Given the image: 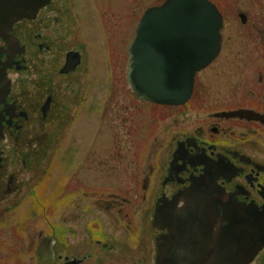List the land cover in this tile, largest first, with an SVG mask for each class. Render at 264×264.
<instances>
[{
    "label": "flooded vegetation",
    "instance_id": "af4514ba",
    "mask_svg": "<svg viewBox=\"0 0 264 264\" xmlns=\"http://www.w3.org/2000/svg\"><path fill=\"white\" fill-rule=\"evenodd\" d=\"M105 5L101 0H51L34 19L16 23L10 32L0 30V69L10 84L7 101L0 105V205L24 195V173L48 157L52 130L67 118L70 107L79 108L75 115L86 109L87 117L96 115L103 125L106 58L112 85L128 82L129 49L137 27H131L132 19L123 24L132 28L133 37L121 50L110 38ZM222 14L225 29L228 21ZM245 16L242 29L256 31L260 41L257 88L236 91L229 102L227 93L198 91L197 77L194 101L206 116L178 130L168 158L159 169L151 168L141 185L135 181V194H113L110 202L91 205L113 213V230L104 225L101 212L93 219L69 221L60 231L50 221L53 242L39 251V264H157L159 246L169 235L168 228L156 224L157 211L175 203L178 195L175 206H189L191 189L195 206L264 210V149L251 140L264 129V8L255 19ZM225 45L223 34L221 53L210 67L221 59ZM109 93L114 98L118 91ZM207 98L211 106H206ZM75 174L63 190L51 194V206H87L91 186L87 176L84 181ZM91 188L93 195L101 194L100 183ZM78 222L81 228L74 227ZM251 264H264V249Z\"/></svg>",
    "mask_w": 264,
    "mask_h": 264
},
{
    "label": "rangeland",
    "instance_id": "374dc122",
    "mask_svg": "<svg viewBox=\"0 0 264 264\" xmlns=\"http://www.w3.org/2000/svg\"><path fill=\"white\" fill-rule=\"evenodd\" d=\"M101 1L106 4L105 10L108 12L105 19L112 24L110 38L122 50L133 37V23L137 27L147 9L159 6L166 0ZM214 1L228 21L223 30L226 45L221 59L198 76L197 88L198 91L208 92L209 96L216 92L227 93L226 100L232 102L236 91L257 88L258 73L261 70L258 63H255L261 54L257 32L251 28L242 29L238 15L245 13L255 19L264 8V0ZM129 19H132V28L123 26ZM246 58L254 61L246 64L243 62ZM107 61L106 58L103 125L99 124V120L96 121V115L88 114L87 117L86 109L75 115L79 108L76 105L70 107L67 118L52 130V140L47 143L48 157L40 162L36 170L30 169L24 173V197L19 196L21 199L15 198L0 205V264H39V251L53 242L52 229L48 224L50 221L57 224L58 230H62L69 221L93 219L102 213L104 225L112 231L110 225L114 219L113 213L107 214L91 205L108 203L111 200H107L113 194H135V181H140L141 185L151 168L161 167L178 130L187 129L186 125L197 117L206 116V113L197 111L194 100L178 109L138 101L127 81L112 85L108 78ZM112 90L118 91L114 98L109 93ZM207 100L210 104L206 106H211L212 102L209 98ZM65 123L70 125L66 126ZM251 140L258 142L264 149V129L257 136H252ZM71 174L84 181L83 177L87 176V185L91 187L100 183L101 194L93 195L94 189L90 187L87 206H51V194L55 190H63ZM134 174L137 177H133ZM40 184L42 189H38L32 197ZM43 201L48 206L45 211L41 207L45 206ZM81 226L82 222H78L74 227ZM15 230L18 242L11 238ZM48 255L51 256V251Z\"/></svg>",
    "mask_w": 264,
    "mask_h": 264
},
{
    "label": "water",
    "instance_id": "95a60500",
    "mask_svg": "<svg viewBox=\"0 0 264 264\" xmlns=\"http://www.w3.org/2000/svg\"><path fill=\"white\" fill-rule=\"evenodd\" d=\"M50 1L0 0V30L10 32L17 22L35 18ZM222 28V15L209 0H167L149 9L130 50L129 84L138 99L185 105L196 75L220 53ZM9 92L0 69V105ZM187 196L189 206L179 209L176 199L157 211L156 224L169 230L157 264H250L264 249V212L250 206H195V189Z\"/></svg>",
    "mask_w": 264,
    "mask_h": 264
},
{
    "label": "trees",
    "instance_id": "16d2710c",
    "mask_svg": "<svg viewBox=\"0 0 264 264\" xmlns=\"http://www.w3.org/2000/svg\"><path fill=\"white\" fill-rule=\"evenodd\" d=\"M39 210H40V209H39ZM42 211H44L43 208H42Z\"/></svg>",
    "mask_w": 264,
    "mask_h": 264
}]
</instances>
